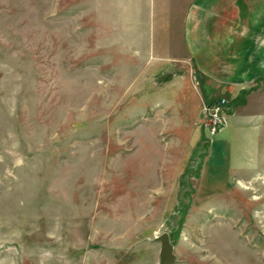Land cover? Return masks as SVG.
Wrapping results in <instances>:
<instances>
[{
	"label": "rangeland",
	"instance_id": "374dc122",
	"mask_svg": "<svg viewBox=\"0 0 264 264\" xmlns=\"http://www.w3.org/2000/svg\"><path fill=\"white\" fill-rule=\"evenodd\" d=\"M190 21L264 42V0H0V264H160L165 233L176 264H264V160L226 173Z\"/></svg>",
	"mask_w": 264,
	"mask_h": 264
},
{
	"label": "crops",
	"instance_id": "0c3cea01",
	"mask_svg": "<svg viewBox=\"0 0 264 264\" xmlns=\"http://www.w3.org/2000/svg\"><path fill=\"white\" fill-rule=\"evenodd\" d=\"M211 24L188 22L185 30L190 32L193 30L191 35L197 36L190 39L187 45L188 48L191 46V51L198 58L196 60L198 68L208 76L210 83H218L225 87L224 94L230 97L236 111L234 116L229 118V126L215 140V151L228 150V164L225 163L228 175L248 173L256 168V164L264 160V151L261 149L264 140L262 135L264 118L255 116L251 112L253 106L245 105L239 108L241 105L239 96L243 89L242 82L235 83V81L224 79L234 77V71L241 72L237 77H242L245 80L253 78L255 81L252 80L253 83H250L249 86L256 84L258 79L263 78L264 42L261 40L262 43H260L256 40L252 43H245V41L243 43L238 40L237 33L235 34L236 39L231 37L232 31L237 30V28H233L227 23L214 26ZM202 30H205V33ZM238 62L241 64L235 70L233 63L238 65ZM231 65H233V69ZM216 69L218 71L215 73ZM212 157L207 159L204 167L203 180L206 179V183H210L211 175L217 172L215 165H213L215 161L214 163L210 162Z\"/></svg>",
	"mask_w": 264,
	"mask_h": 264
},
{
	"label": "water",
	"instance_id": "95a60500",
	"mask_svg": "<svg viewBox=\"0 0 264 264\" xmlns=\"http://www.w3.org/2000/svg\"><path fill=\"white\" fill-rule=\"evenodd\" d=\"M161 244L160 250V264H176L177 257L175 255V248L171 242L170 235L165 233L156 239Z\"/></svg>",
	"mask_w": 264,
	"mask_h": 264
},
{
	"label": "built area",
	"instance_id": "2783aa9c",
	"mask_svg": "<svg viewBox=\"0 0 264 264\" xmlns=\"http://www.w3.org/2000/svg\"><path fill=\"white\" fill-rule=\"evenodd\" d=\"M227 105V102L225 100H221L218 105H216L217 107L215 108H212L213 109V112L215 113V116H216V119H218V113L221 111L220 108H225ZM219 122V124H222V121L220 120V118L217 120V122Z\"/></svg>",
	"mask_w": 264,
	"mask_h": 264
}]
</instances>
